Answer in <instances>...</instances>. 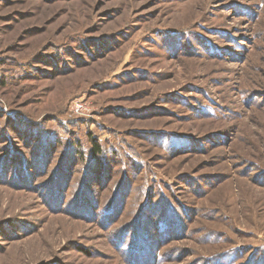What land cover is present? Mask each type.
<instances>
[{
    "label": "rangeland",
    "instance_id": "rangeland-1",
    "mask_svg": "<svg viewBox=\"0 0 264 264\" xmlns=\"http://www.w3.org/2000/svg\"><path fill=\"white\" fill-rule=\"evenodd\" d=\"M0 264H264V0H0Z\"/></svg>",
    "mask_w": 264,
    "mask_h": 264
},
{
    "label": "built area",
    "instance_id": "built-area-1",
    "mask_svg": "<svg viewBox=\"0 0 264 264\" xmlns=\"http://www.w3.org/2000/svg\"><path fill=\"white\" fill-rule=\"evenodd\" d=\"M72 107H73V111L75 112H82L84 110V106L79 102L74 103Z\"/></svg>",
    "mask_w": 264,
    "mask_h": 264
},
{
    "label": "trees",
    "instance_id": "trees-1",
    "mask_svg": "<svg viewBox=\"0 0 264 264\" xmlns=\"http://www.w3.org/2000/svg\"><path fill=\"white\" fill-rule=\"evenodd\" d=\"M93 145H94V146L97 148V150H99V149H98V146H97V144H96V143H94ZM97 152H98V151H97Z\"/></svg>",
    "mask_w": 264,
    "mask_h": 264
}]
</instances>
